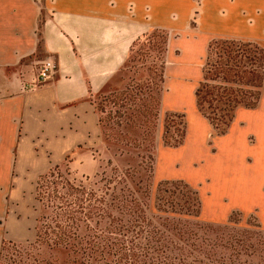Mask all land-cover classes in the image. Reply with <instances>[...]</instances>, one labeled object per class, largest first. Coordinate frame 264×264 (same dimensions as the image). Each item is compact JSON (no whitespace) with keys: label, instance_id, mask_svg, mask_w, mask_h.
Returning <instances> with one entry per match:
<instances>
[{"label":"crops","instance_id":"obj_1","mask_svg":"<svg viewBox=\"0 0 264 264\" xmlns=\"http://www.w3.org/2000/svg\"><path fill=\"white\" fill-rule=\"evenodd\" d=\"M152 30L169 36L163 75L184 84L211 40L264 50V0H0V246L4 238H32L34 186L50 168L99 171L92 98L124 67L137 37ZM46 59L56 72L35 86ZM236 110L215 142V195L263 219L264 124L250 148Z\"/></svg>","mask_w":264,"mask_h":264},{"label":"rangeland","instance_id":"obj_2","mask_svg":"<svg viewBox=\"0 0 264 264\" xmlns=\"http://www.w3.org/2000/svg\"><path fill=\"white\" fill-rule=\"evenodd\" d=\"M168 38L163 31L145 33L112 82L92 98L100 117L103 152H96L101 162L99 171L91 175L90 169L63 167L56 190L50 186L42 188L40 199L35 191L31 200L32 238L27 242L9 240L19 245L15 252H0V264H70L74 258L79 261L69 250L48 247L45 242L48 237L44 242L42 237L40 240L36 237L37 232L42 234L46 222L53 226L52 220L59 217V204L72 207L71 202L75 200L85 211H104L114 218L129 219L132 212L137 211V201L142 200L148 214L183 213L194 218L197 225L207 224L230 232L246 230L250 234L257 232L254 227L257 226L264 231V218L260 215L238 212L227 198L215 195V166L220 163L215 145L218 135L197 112L193 96L201 79L203 62H197L195 70L185 74L184 84H174L171 72L163 75ZM259 91L256 106L251 111L238 108L235 115L239 124L236 129L248 131L245 139L250 148L256 146L260 138L255 133L257 125L264 124V84ZM174 92L181 94L177 96ZM156 101L159 105L154 107ZM154 108L157 114L153 119ZM168 114L181 115L187 130L186 138L174 148L164 145L161 138L165 128L169 132L178 129V120H168ZM234 132L236 135L239 131ZM144 135L152 136L151 145L146 141L141 143ZM149 155L151 166L146 158ZM175 182L185 184L195 193L198 209L194 196L192 198L178 185H168ZM69 187L71 191H67ZM68 193L71 196L66 197ZM231 213H237L235 218L239 221L223 229L220 225L226 224ZM187 223L193 222L188 220ZM102 225H80L79 238L70 240V244L76 247L91 229H102L105 227ZM258 235L261 238L264 234Z\"/></svg>","mask_w":264,"mask_h":264},{"label":"trees","instance_id":"obj_3","mask_svg":"<svg viewBox=\"0 0 264 264\" xmlns=\"http://www.w3.org/2000/svg\"><path fill=\"white\" fill-rule=\"evenodd\" d=\"M144 35L137 37L132 48ZM263 71L264 50L258 46L219 39L207 43L201 79L193 96L197 112L216 135L225 133L237 108L253 109L256 106ZM158 105L159 101H156L154 107ZM156 114L154 108L153 119ZM166 118L178 120L177 131L173 129L169 132L165 128L161 137L164 145L174 148L183 140L185 124L181 115L168 114ZM152 139V136L144 135L141 143L146 141L151 145ZM146 158L151 166V156ZM61 173L59 167H52L39 177L35 189L38 199L41 198L42 188L50 186L57 189V181L62 179ZM168 185H178L192 198L194 196L198 209L195 193L190 188L180 182ZM144 190L146 192L148 189ZM67 191H71V188H67ZM69 196V193L66 194V197ZM76 202H71L72 207L59 204V217L56 221L52 220L53 226L46 222L42 234H36L37 240L42 237V242L48 237L45 241L48 247H60L79 257V261L74 258L70 264H264V235L261 238L258 235L264 232L258 230L257 226H254L257 231L254 234L246 230L230 232L207 224L197 225L189 214L152 215L146 212L142 200L137 201V211L132 212L129 219L125 216L114 218L104 211H85ZM236 215L231 213L226 224L220 226L224 229L236 224L239 221ZM188 220L193 223H187ZM86 223L92 227L99 224L105 227L91 229L89 235L81 238V244L72 247L69 241L79 238L80 225ZM18 245L4 238L0 252H15Z\"/></svg>","mask_w":264,"mask_h":264},{"label":"built area","instance_id":"obj_4","mask_svg":"<svg viewBox=\"0 0 264 264\" xmlns=\"http://www.w3.org/2000/svg\"><path fill=\"white\" fill-rule=\"evenodd\" d=\"M56 72V66L50 59L42 61L38 68V79L35 86H39L47 82Z\"/></svg>","mask_w":264,"mask_h":264}]
</instances>
